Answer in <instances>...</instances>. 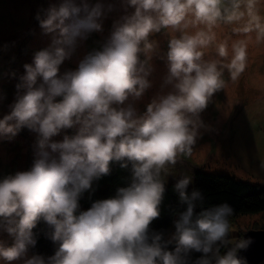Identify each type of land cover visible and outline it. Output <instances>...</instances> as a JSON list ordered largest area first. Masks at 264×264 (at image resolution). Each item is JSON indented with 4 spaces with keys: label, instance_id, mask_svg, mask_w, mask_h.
Here are the masks:
<instances>
[{
    "label": "clouds",
    "instance_id": "9594fccd",
    "mask_svg": "<svg viewBox=\"0 0 264 264\" xmlns=\"http://www.w3.org/2000/svg\"><path fill=\"white\" fill-rule=\"evenodd\" d=\"M119 4L123 11L107 35L63 69L90 33L103 32L116 5H38L34 19L48 43L33 50L23 72L0 73L16 80L6 104L7 93L0 91L7 109L0 115V140L23 129L33 134L30 165L0 172V264H247L240 250L253 238L228 242L233 208L227 201L196 211L204 197L199 188L188 190L189 175L174 177L183 209L173 230L165 235L151 222L160 215L169 166L192 154L207 127L200 113L245 71L249 43L264 42V0ZM221 24L231 25L234 35H219ZM161 28L170 33L161 57L167 71L140 111L132 101L152 84L156 41L149 35ZM110 162L129 169L127 183L82 207L81 196L109 173ZM39 221L53 243L48 255L33 250Z\"/></svg>",
    "mask_w": 264,
    "mask_h": 264
},
{
    "label": "rangeland",
    "instance_id": "374dc122",
    "mask_svg": "<svg viewBox=\"0 0 264 264\" xmlns=\"http://www.w3.org/2000/svg\"><path fill=\"white\" fill-rule=\"evenodd\" d=\"M47 3L48 0H0V73L10 69L23 72L22 64L30 62L33 50L48 43V37L40 33L34 19L38 5ZM114 3L116 6L104 20L103 32L90 33L79 44L73 58L63 62L62 69L74 66L77 55L107 35L112 20L123 11L119 0ZM260 10L264 12V4L260 5ZM216 31L221 36L234 35L228 24L219 25ZM169 35L167 28L149 35V40L156 41L150 61L153 65L149 76L152 84L140 98L132 101L140 111L160 90L167 71L166 61L161 57L167 50ZM248 51L249 63L239 79L215 92L200 113L207 127L200 129L192 154L181 155L175 164L169 166L165 186L175 182L174 177L189 175L192 179L188 188H191L193 174L198 168L264 184V42L251 41ZM15 82V78L0 75V91L7 93L5 104L13 98ZM6 110L4 104H0V115ZM32 141L33 134L27 129L11 140H0V172L27 168L32 160ZM230 227L231 235L238 238L248 230L264 229V212L234 218Z\"/></svg>",
    "mask_w": 264,
    "mask_h": 264
},
{
    "label": "trees",
    "instance_id": "16d2710c",
    "mask_svg": "<svg viewBox=\"0 0 264 264\" xmlns=\"http://www.w3.org/2000/svg\"><path fill=\"white\" fill-rule=\"evenodd\" d=\"M130 176L128 168H121L119 162H110V171L92 182L93 190H86L81 196L82 207L89 206L90 199L106 197L114 193L118 186L127 183ZM174 182L165 186L163 199L160 204V215L153 219L151 226L156 229L165 230V235L170 233L174 226L173 219L176 212L183 209V205L178 200V195L173 188ZM199 188L203 193L204 201L198 204L196 211L200 207H208L227 201L233 208V215L230 221L239 216L257 215L264 212V184L247 181L232 175L222 173H212L198 168L193 174V186L188 188ZM33 231L37 234V244L34 251L45 255L51 254L54 250L53 243L44 233L47 226L43 221H39ZM238 237L228 233V242ZM171 246V245H170ZM200 253H193L197 256ZM261 264H264V260Z\"/></svg>",
    "mask_w": 264,
    "mask_h": 264
},
{
    "label": "water",
    "instance_id": "95a60500",
    "mask_svg": "<svg viewBox=\"0 0 264 264\" xmlns=\"http://www.w3.org/2000/svg\"><path fill=\"white\" fill-rule=\"evenodd\" d=\"M242 236H251L253 242L248 248L241 249L240 254L246 258L247 264H261L264 260V229H251Z\"/></svg>",
    "mask_w": 264,
    "mask_h": 264
}]
</instances>
